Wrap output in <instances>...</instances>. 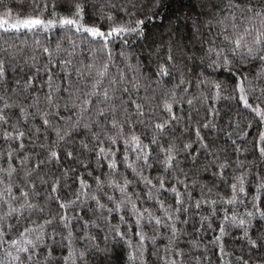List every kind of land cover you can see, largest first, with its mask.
Returning <instances> with one entry per match:
<instances>
[{
	"label": "snow or ice",
	"instance_id": "snow-or-ice-1",
	"mask_svg": "<svg viewBox=\"0 0 264 264\" xmlns=\"http://www.w3.org/2000/svg\"><path fill=\"white\" fill-rule=\"evenodd\" d=\"M130 3L137 11L121 5L119 10L129 19L119 21L111 11H104L116 7L112 3L102 4L99 22L91 23L85 22V6L80 2L70 16L58 15L54 3L47 20L41 16L12 19L7 6L0 14V32L8 36L7 47H0V90L4 93L0 95V139L6 145L18 144L6 152L7 168L0 167V264H190V250L198 241H190L186 252L179 243L181 234H186L180 225L188 224L190 213L199 215L202 204L210 211L200 215L199 222L207 221L209 228L218 204L231 209V215L222 211L211 241L218 249L219 264H230L225 257L231 253L223 242L230 228L238 229L239 239L259 253L256 261L237 257L239 264H264V0H190L168 20L166 51L164 43H156L146 29L163 0ZM57 28L60 39L53 47L51 39L44 42L43 34H53ZM13 33L16 40L31 35V44L24 40L17 48ZM141 42L149 48L154 68L149 72L143 71L141 57L131 47ZM116 43L119 62L113 48ZM25 45L31 54L24 55L21 64ZM205 62L208 71L197 72ZM244 68L255 71L244 74ZM221 71L223 80L215 75ZM193 80L196 93L191 91ZM226 84L231 86L229 94H225ZM255 92L259 95L253 103ZM13 95L19 98L12 100ZM223 101L235 102V117L251 116L246 128L241 127V120L229 117L226 127L231 131L225 136L235 160L228 155L221 159L223 147L206 143L201 132L225 131L216 123ZM10 109L14 111L9 113ZM30 117L39 124L28 125L29 139L43 150V156L35 154L31 168L26 167L30 155L23 143L26 130H22ZM137 125L151 133L148 143ZM176 126H180L179 134L171 135L169 130L175 132ZM41 131L44 138L37 144ZM186 132L194 136L181 141ZM168 135L171 139L165 146L161 140ZM248 136L252 139L247 140ZM22 150L25 153L15 161L14 153ZM201 152L210 159L201 161L197 155ZM73 160L83 168L94 165L100 175L87 172L95 188L76 175L78 186L64 197L61 186L69 188V175L77 170L60 166ZM16 163L21 167H15ZM53 163L60 168L58 174L41 167ZM230 166L232 182L227 184ZM157 167L156 176L145 174ZM253 167L255 173L250 171ZM236 169L243 170L236 174ZM208 172L225 181L229 195L217 192L219 200L210 198L215 185L209 187L211 181L200 179ZM250 176L254 179L249 180ZM189 182L193 190L199 184L198 198H193ZM140 186L143 190L137 192ZM142 196L150 206H144ZM237 205L245 211L239 213ZM194 259L195 264H215L207 255Z\"/></svg>",
	"mask_w": 264,
	"mask_h": 264
},
{
	"label": "trees",
	"instance_id": "trees-1",
	"mask_svg": "<svg viewBox=\"0 0 264 264\" xmlns=\"http://www.w3.org/2000/svg\"><path fill=\"white\" fill-rule=\"evenodd\" d=\"M80 2L83 3L85 6V22L86 23H91L93 20H96L99 22V9L102 4L107 5L108 3L115 4L116 7L108 9L105 7L104 11H111L113 15L117 18V21H119L121 18L124 20L129 19L128 16H125L123 12L119 10L121 5H128V11L130 12H136L137 10L132 9L130 0H0V14H3L5 12V6H7L8 9L11 11V17L12 19L15 18H25L28 16H41L43 19L47 20L53 12V4L55 3V11L58 13V15H68L70 16L72 11H74V5L75 3ZM131 2H136L139 3V0H131ZM190 0H163V5L159 9V13L156 18H154L152 21H149L146 24V29L148 30L150 36L155 39L156 43H164L167 41L168 34L166 31L167 23L170 18L174 16L176 13L177 7L181 5H187L189 4ZM192 3L195 2V0H191ZM45 5L47 7L45 8ZM103 24L106 26L107 21L105 20ZM207 33V30H205ZM37 35H40L39 33ZM8 36L5 35L4 33L0 32V47H7L6 44H4V40L7 39ZM179 38V37H178ZM12 42L16 44L17 48L21 47V42L24 40H28L29 44H31L33 37L31 35L25 36L21 35L19 37V40L15 39V34H12ZM52 40V46H55V41L57 39H60V31L59 28L54 29L53 34H43V40L45 43L48 42V40ZM64 42L66 44L67 42V34H65V39ZM131 42V41H130ZM149 43H151V39L149 40ZM155 47V45H152ZM131 47L136 50L137 54L139 57H141V63L144 65L143 71L149 72L150 70H154L153 64L149 59L148 52L149 48L141 42V44L138 46L137 44H132ZM114 51L116 53V60L119 62V50H120V45L119 43H116L114 46ZM164 50L166 51V43H164ZM31 54V49L25 45L24 46V52L21 55V58L19 60V63H23V56L24 55H30ZM136 57H133L132 62L135 63ZM152 60H155V57L152 58ZM207 62L201 68H197V72L201 71L202 69L204 71H208L206 67ZM123 67V65H120ZM27 71V70H26ZM114 72L115 69H112ZM244 74H247L249 71L253 72L255 71L254 68H244L243 70ZM218 76L219 79L223 80L225 78V73L222 71L219 72L218 74H215ZM13 74L10 72L9 73V82L11 83ZM251 79V77H250ZM253 83L255 84L256 81L253 80ZM195 85V80H193V87L191 89L192 93H196V89L194 87ZM226 91L225 94H229L231 92V86L230 85H225ZM47 89H44L46 91ZM206 91L210 92L211 89H207ZM9 93H11V89L9 88ZM3 91L0 90V95H3ZM141 95H143V91H141ZM259 92H255L253 94V103H255L254 97L258 96ZM19 97L17 95L12 96V100H17ZM31 97L28 98V100H25L24 103H28L30 101ZM11 102V101H10ZM185 109L187 108V105H184ZM196 107L200 108L199 103H196ZM9 113L14 111V109L8 110ZM235 111H236V104L235 102H229V101H223L221 103V117L217 118V125L220 128H224L225 131H217L214 132L212 129H201L202 135L206 141V143H209L210 145H215L218 147H223L224 151L220 152L219 155L221 159L225 155H228L231 160H235L237 158L235 152L233 151V147L231 145V142L226 139L225 132L226 131H231L230 127H226L229 124V117H235ZM201 112H203V109H201ZM185 117L187 116V112L184 113ZM235 119L241 120V127L246 128L247 126V119H251V116H247L245 118L244 116L240 117H235ZM15 121V116L12 117V122ZM185 124H187V120L185 119L184 121ZM38 125L39 121L37 120H32L31 117L28 120V123L23 125L22 130H26V135L23 140V143L26 146V151L30 155V162L26 165V167H33L35 164V154L40 153L41 156H43V150L39 149L36 146H33L31 143V140L29 139L30 132L27 131L28 125ZM9 131H11V127L9 126ZM136 130L138 133L142 134V139L144 140L145 143L149 142L150 135L151 133L149 132L148 129L137 125ZM253 134H255V128L251 130ZM169 132L171 135H178L180 132V126H176L175 132H172L170 129ZM3 135V128H0V137ZM171 135L166 136L161 140L162 143H165L166 146V141L171 139ZM189 135H193L194 133H188L186 132L183 137H181V141L184 139H187ZM44 138V133L41 131L39 140L37 141V144H39L41 141H43ZM235 134H233V139H235ZM252 137L248 136L247 140H251ZM181 141L177 142L178 147L181 146ZM238 144H243V142L238 141ZM9 147H18V144H10L6 145L2 139H0V167L2 168H7L8 166V161H7V156L6 152ZM121 151L123 148V145L119 146ZM197 145H194L192 148V152L196 151ZM25 153V150H22L20 154L14 153L13 159L15 161H18L22 155ZM197 155L200 156V160L204 161L206 159H210L209 157H205L203 152L198 153ZM240 159H245L243 155L239 157ZM247 159H251V156H248ZM75 167L76 172L75 173H70L69 178L67 180V184L69 185V188H64L61 186V194L64 197H69L71 192H74L75 187L78 186L77 183L74 182V177L76 175H80L83 178L87 180V182L95 188V183L94 181L87 176L88 171H94L96 175H100V170L96 169L95 166H91L88 168H83L82 166L76 164V162L73 161H63L61 164V168L64 167ZM15 167L20 168L21 166L16 163ZM45 170L50 171L51 173H56L58 174L60 171V168H57L55 163H53L50 167L47 165L41 166ZM101 167L103 168L104 171H107V165L102 164ZM186 167V165H185ZM245 167H248L247 163L245 164ZM119 170L123 171L124 167L123 165H119ZM214 170V166H213ZM243 169H236V174H239L240 171ZM252 173L256 172V168L253 167L250 170ZM151 176H156L158 173V167L153 168L149 170V172H146L145 174H149ZM22 175V173H20ZM129 176H131V173H128ZM233 174V167H229L227 169V174H226V180L227 184H230L231 181V176ZM191 175V174H190ZM35 178V177H33ZM6 179V177H5ZM201 182L202 183H208L211 181L212 183L209 184V187H212L214 184L215 187H213V191L211 193H208V188L206 187L204 191L209 194L210 198L219 200L220 196L216 195L217 192H219L221 195H229L230 194V189L228 188L227 184L223 180H216L211 172L208 173H202L201 175ZM254 179V176H250L249 180ZM37 184L39 185V181H37ZM189 189L192 190L193 198H198L199 197V184L195 186V189H192V185L189 182ZM43 191V189H40ZM142 186L137 187L136 191L141 192ZM181 191H183V186L180 188ZM246 192L250 195L251 194V185L248 184L246 185ZM167 194H165L166 196ZM185 202L188 201V197H184ZM142 200L145 201L144 206H150L149 203L147 202L146 197L142 196ZM154 207V204L152 205ZM248 207H251V205H248ZM217 208V215L213 216L210 218V222L212 224V227H208V222L206 221L204 224H201L200 221V215H205L207 216L210 209L207 204H202L200 209H199V215L190 213L189 215V222L186 225H180L183 229L186 230V234H181L180 236V246L185 249L186 252L189 251V242L190 241H198V246L191 248L190 250V256L193 258L190 261V264H195V257L200 256L203 257L205 255L208 256L209 260L215 261V264H219L220 261V256L218 254V249L211 243L213 236L218 232L219 228V220L221 218L222 211H228L229 215H231V209L230 208H222L220 204L216 206ZM237 211L239 213H243L245 211V208L241 205H237ZM160 213L157 211V215ZM115 222V221H113ZM12 223H16L15 221H12ZM195 229H199V231H195ZM51 231V229H49ZM240 231L235 228H230L228 230V235L224 237V243L226 245V251L230 252L231 255L225 257V260L230 261V264H239V261L237 260V257H241V259H250V261H256L259 259V253L256 252L255 250L250 251L249 248L247 247L246 243L242 240L239 239L240 237ZM103 238V234L101 233V240ZM77 247H79V242H77ZM154 259V258H153Z\"/></svg>",
	"mask_w": 264,
	"mask_h": 264
}]
</instances>
